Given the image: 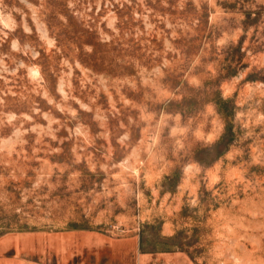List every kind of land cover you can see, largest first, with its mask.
I'll use <instances>...</instances> for the list:
<instances>
[{
  "label": "rangeland",
  "instance_id": "rangeland-1",
  "mask_svg": "<svg viewBox=\"0 0 264 264\" xmlns=\"http://www.w3.org/2000/svg\"><path fill=\"white\" fill-rule=\"evenodd\" d=\"M0 264H264V0H0Z\"/></svg>",
  "mask_w": 264,
  "mask_h": 264
}]
</instances>
